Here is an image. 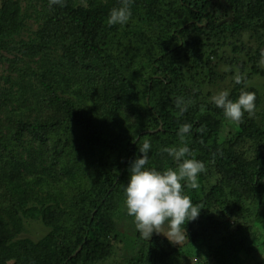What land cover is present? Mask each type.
<instances>
[{
    "label": "trees",
    "instance_id": "16d2710c",
    "mask_svg": "<svg viewBox=\"0 0 264 264\" xmlns=\"http://www.w3.org/2000/svg\"><path fill=\"white\" fill-rule=\"evenodd\" d=\"M34 1L43 7L35 16L41 21L34 31L36 43L21 47L29 59L40 56L35 69L1 54L10 53L9 40L22 28L24 14L21 0H0V58L7 71L18 74V100L42 97L49 109L43 123L39 118L14 120L8 143L0 147L2 197L9 201L5 206L0 200V264L104 260L109 250L102 234L114 230V215L125 204L123 189L132 161L141 155L139 148L146 140L151 143L145 167L175 168L163 149L183 146L177 133L185 123L192 125L184 137L192 151L189 158L204 162L206 169L198 177V189H185L202 208L185 225L187 244H195L198 235L218 234L222 227L220 239L211 236L200 248L199 264H259L254 253L261 243L264 250V239L238 218L235 223L218 221L213 208L223 206L232 216L241 200H264V111L245 113L233 136L221 139L227 118L209 99V87L225 77L211 57L246 47L247 61L232 58L230 65L235 63L241 72L252 66L243 83L234 80L230 98L236 100L242 90L253 92L256 108L260 106L261 95L249 81L264 74L255 66L264 60V0H134L129 23L111 27L107 18L120 0H64L63 6L51 7L49 0ZM177 97L188 102L182 115ZM9 140L17 146L12 148ZM23 151L32 162L43 160L41 175L24 177L29 167L17 158ZM59 175L63 184L78 189L70 206L53 185ZM228 196L235 201L227 202ZM34 198L39 204L27 205ZM10 199L16 201L13 209ZM19 215L41 220L50 231L36 242L18 239ZM259 228L264 231V222ZM149 243L147 251L126 264L169 261L171 248L163 240Z\"/></svg>",
    "mask_w": 264,
    "mask_h": 264
},
{
    "label": "rangeland",
    "instance_id": "374dc122",
    "mask_svg": "<svg viewBox=\"0 0 264 264\" xmlns=\"http://www.w3.org/2000/svg\"><path fill=\"white\" fill-rule=\"evenodd\" d=\"M21 8L24 22L23 26L18 32L15 34L8 43L9 49H11L10 53L6 50L1 52L2 55L8 56L10 58L15 57L19 65L27 64L31 68L35 69L37 66L36 64L39 62L40 56L34 57L33 59L27 58L24 53L21 45L24 44L25 47L36 43L35 41V34L34 31L40 27L41 21H35V16L38 14L40 16L41 10L43 7L37 1H27L21 0ZM222 14L225 12L222 9H219ZM38 16V17H39ZM223 18V17H222ZM221 18V19H222ZM248 45H251L252 42H248ZM23 46V47H24ZM241 46L238 45L236 51H231V49H225L223 52L218 51L215 57H211L212 61H214V66L218 70L219 74H224L225 77L221 80H217L213 86H210L209 92L210 97L217 94L219 91L227 90L229 91L232 87V84L235 80L236 75H246V72L251 69V65H246L245 69L241 72L239 68L235 66V63L230 65L231 59H235L240 57L242 62L247 61V56H245L246 47L240 50ZM45 54L48 55L45 51ZM43 59H41L42 61ZM7 62L4 59L0 58V128L2 132L0 133V147L1 144L8 143V135L9 129L13 126V121L17 119H33L39 118L41 122H45L43 120L49 113V109L45 106V102L42 97H33L32 99L26 100L22 103V100H18V95L20 93L21 87L19 88L16 84H14L18 78V74L13 69L9 68V71L6 70ZM255 66H260L264 69V60L260 59ZM13 68V67H12ZM232 72V74H231ZM9 73V74H8ZM230 75L233 77L231 78ZM9 77L11 78L9 80ZM25 82V81H24ZM256 87L261 95V104L258 108L255 109V112H262L264 111V74L257 75L253 79L249 81V84H252ZM27 98V96L25 97ZM51 113V112H50ZM237 123L226 119L224 126L220 131L221 139H227L233 136L234 132L236 131ZM5 138V139H4ZM7 141H4L6 140ZM11 147L14 148L17 146V142L13 140H9ZM1 153V148H0ZM3 155L7 153L6 150L2 151ZM31 153V151H30ZM244 156H250L246 151L244 152ZM17 158L24 161L29 169L24 172V177L29 178L34 174L41 175L42 174V167H43V160L32 162V157L27 152H22V155H17ZM3 163L0 162V174L3 173L4 169L2 168ZM64 178L60 175L57 177L56 183L53 182V185L56 184L61 191V196L64 198V203L67 206H70L71 203H74V198H77L76 192L78 189L76 185L68 186L63 184L62 180ZM60 180V184L59 181ZM216 178L215 176L211 179V183H215ZM37 192V188L34 189ZM33 191V192H34ZM0 200L5 202V206L9 204V201L6 198L2 197V189L0 184ZM32 193V192H31ZM227 194H230L227 191ZM35 195L32 193V198ZM69 197L72 199L69 200ZM31 198V199H32ZM30 199V200H31ZM231 199V200H229ZM28 201L27 205H38L39 200L34 198L32 201ZM227 202H234L233 196L227 197ZM264 200L259 201L255 199L254 201H247L241 200L237 207H233V215L231 216L227 211L222 208L223 206H215L213 208V216L218 219L220 222H224L225 220H230L231 222L235 223L236 220H240L239 223H244L250 225L254 230L257 231V238L259 240L264 239V231H262L261 224L264 222ZM12 202V203H11ZM16 201H12L10 199L11 208L13 209L15 206L14 204ZM21 214V213H19ZM21 219L19 233L17 234L18 239L27 238L32 241H38L43 238L49 231L50 228L45 226L41 220H32L24 218L22 215H19ZM238 218V219H237ZM262 219V221H261ZM237 224V223H236ZM235 224V225H236ZM191 229V228H190ZM193 229H197L193 226ZM218 234L209 235L204 237L203 235H198L199 240L195 242V244L191 245L187 244L190 243V237L185 236L183 239L179 241L171 240L169 241L163 234L153 233L150 239L144 238L141 234H139L135 228L134 219L132 217L127 216L126 214V207L125 204L120 206V209L114 215V230H111L108 235H104V239H102L108 247V255L104 260L97 261L94 264H126L128 260L140 253L141 251H147L149 247V242L152 238H158L163 240L170 248H171V256L169 257V261H163L162 264H199L198 261H203L202 256H198L200 248H202L205 244L208 243V239L213 236L214 239H220L224 234L225 231L222 227H219ZM162 231L167 234L168 228L164 226ZM198 231V230H197ZM199 233V232H197ZM58 238H61L58 237ZM207 242V243H206ZM259 243H261L259 241ZM192 248V250L190 249ZM175 248H181L179 252H175ZM263 244H258L255 250V259L258 261L259 264H264V250H262ZM189 253V254H188ZM252 258V257H251ZM250 258V261H252ZM12 264V262H10Z\"/></svg>",
    "mask_w": 264,
    "mask_h": 264
},
{
    "label": "clouds",
    "instance_id": "9594fccd",
    "mask_svg": "<svg viewBox=\"0 0 264 264\" xmlns=\"http://www.w3.org/2000/svg\"><path fill=\"white\" fill-rule=\"evenodd\" d=\"M134 0H120V6L110 10L107 25L124 26L132 18ZM64 5V0H49V6ZM245 80L243 75H236L235 83L241 84ZM255 93L242 90L236 100L230 98L227 90L219 91L211 97V102L223 110L224 116L232 122L240 123L245 113L254 114L256 109ZM187 104L183 97H177L176 106L182 115L187 111ZM192 125L185 123L180 126L178 136L183 146L166 147L163 149L177 164L159 171L145 167L148 163V153L151 143L145 141L139 148L141 155L132 161L130 176L124 185L126 214L134 219L135 228L144 238L150 239L152 234H163L169 241H179L186 235L185 225L194 221L200 215V208L194 205L185 189L195 190L200 187L198 177L205 169L204 162L189 158L192 151L184 137L191 134ZM167 226L165 234L162 228Z\"/></svg>",
    "mask_w": 264,
    "mask_h": 264
},
{
    "label": "water",
    "instance_id": "95a60500",
    "mask_svg": "<svg viewBox=\"0 0 264 264\" xmlns=\"http://www.w3.org/2000/svg\"><path fill=\"white\" fill-rule=\"evenodd\" d=\"M79 249H80V247L77 250H79Z\"/></svg>",
    "mask_w": 264,
    "mask_h": 264
}]
</instances>
